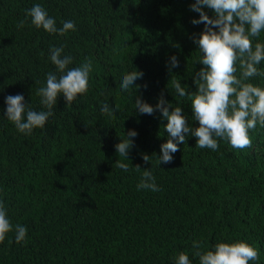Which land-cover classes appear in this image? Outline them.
I'll use <instances>...</instances> for the list:
<instances>
[{"label": "trees", "instance_id": "16d2710c", "mask_svg": "<svg viewBox=\"0 0 264 264\" xmlns=\"http://www.w3.org/2000/svg\"><path fill=\"white\" fill-rule=\"evenodd\" d=\"M194 2L0 0V202L13 226L0 243V264H174L181 252L199 264L194 241L204 252L242 241L259 254L249 264H264V127L249 131L252 146L243 150L226 140H218L216 151L200 149L188 136L172 163L159 164L167 121L134 107L137 96L155 107L163 92L173 108L182 107L190 127L199 126L191 101L171 83L197 91L193 77L203 65L192 37L204 25L191 23L199 19L190 11ZM35 4L58 29L72 21L75 30L60 36L35 28L25 15ZM255 43H264V31ZM51 47L72 57L69 68L91 62L88 90L70 107L58 97L45 126L22 134L5 118V98L21 94L32 110L47 111L37 90L55 71ZM171 56L179 67L170 73ZM257 67L264 70V61ZM135 70L144 73L134 81L141 87L122 90L124 75ZM245 83L264 88V77ZM104 103L119 106L113 117L101 114ZM129 130L138 135L126 159L114 146ZM143 170L152 171L160 191L137 189ZM17 224L27 228L19 244Z\"/></svg>", "mask_w": 264, "mask_h": 264}, {"label": "clouds", "instance_id": "9594fccd", "mask_svg": "<svg viewBox=\"0 0 264 264\" xmlns=\"http://www.w3.org/2000/svg\"><path fill=\"white\" fill-rule=\"evenodd\" d=\"M204 9L211 10L213 16L210 18ZM190 11L199 14V19H192L191 23L204 25L203 30L192 37V42L201 53L199 64L203 65L193 77L197 91L190 93L179 80L174 79L171 83L179 97L187 96L191 101L192 119L199 126L190 127L182 107L173 108L164 99L163 92L155 107L139 96L134 102L138 114L153 115L158 111L167 121L165 131L169 138L160 146L161 155L157 157L159 164L172 163V154L179 151L178 145L184 144L188 136L196 138V147L200 149L216 151L219 147L218 140H226L233 149L243 150L252 146L249 131L255 130L258 124L264 127V88L245 83L250 78L264 77V70L257 67L264 61V43H255L253 46V38H259L264 31V0H195L190 5ZM25 15L35 28H42L50 34L65 36L70 30H75L72 21L63 22L58 29L55 19L49 17L40 4L26 10ZM26 23L27 20H22L18 27L22 28ZM63 51V47L49 49V58L55 71L47 73L46 84L37 90L40 103L47 111L32 110L25 104L21 94L5 98V118L20 133L31 135L34 129L43 128L54 114L52 109L57 104L58 97L63 96L66 107H70L78 96L87 92L91 62L86 60L78 67L69 68L73 59L69 55H62ZM237 64L239 78L235 75ZM166 67L170 73L173 68H178V58L171 56L170 65ZM143 75L141 71L129 72L124 75L119 87L124 91L130 88L139 90L141 86H134V81L142 79ZM143 87L146 89L147 85ZM118 107H110L104 103L101 105V114L113 117ZM137 135L136 131L129 130L127 138L114 146L116 152L127 159L134 144L132 138ZM142 159L148 163L150 157L145 154ZM116 167L124 171L129 169L128 164L119 161H116ZM134 168L141 172L140 165ZM137 189L154 192L161 190L156 185L151 170L142 171ZM12 231L13 226L7 217L5 206L0 202V243ZM26 235L27 228L17 224L15 242L19 244L25 241ZM192 247L195 256L199 258V264H249L259 258L257 250L242 241L217 243L213 250L206 252L200 250L203 245L199 241H194ZM174 264H191V261L187 254L181 252L175 257Z\"/></svg>", "mask_w": 264, "mask_h": 264}]
</instances>
